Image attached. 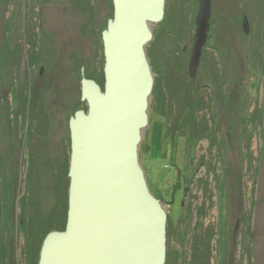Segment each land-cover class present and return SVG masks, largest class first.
<instances>
[{"label":"rangeland","instance_id":"rangeland-1","mask_svg":"<svg viewBox=\"0 0 264 264\" xmlns=\"http://www.w3.org/2000/svg\"><path fill=\"white\" fill-rule=\"evenodd\" d=\"M188 1L192 10L182 15L187 40L198 11V0ZM213 4L195 79L179 40L159 48L173 81L179 73L184 81L196 80L205 108L196 110L178 92L166 98L160 114L153 97L148 131L162 128L156 153L165 152L148 163L150 131L141 161L152 192L167 202L169 245L181 248L178 264H192L196 239L210 233V264H264V0ZM113 15V0H0L2 264H31L29 254L36 264L42 237L66 223L69 120L88 108L81 99L83 70L105 82L102 32ZM175 23L164 16L155 29L171 31Z\"/></svg>","mask_w":264,"mask_h":264},{"label":"water","instance_id":"water-1","mask_svg":"<svg viewBox=\"0 0 264 264\" xmlns=\"http://www.w3.org/2000/svg\"><path fill=\"white\" fill-rule=\"evenodd\" d=\"M113 5V18L102 32L104 87L83 70L81 99L88 108L69 120L66 227L46 235L38 264H166L167 202L152 192L141 161L155 88L148 47L164 19L166 0H113ZM211 15V0H200L192 77ZM243 28L249 33L247 18Z\"/></svg>","mask_w":264,"mask_h":264},{"label":"flooded vegetation","instance_id":"flooded-vegetation-1","mask_svg":"<svg viewBox=\"0 0 264 264\" xmlns=\"http://www.w3.org/2000/svg\"><path fill=\"white\" fill-rule=\"evenodd\" d=\"M182 1L173 0V2L171 3L170 0H166V12H165V17H172V18L176 19V23L174 25V27H176V28H174V27H170V28H172L173 30H177V31L180 30L181 31V32H179L180 36L178 38H176L173 35H171V33L173 32L172 29H171V31L162 30L161 33L159 34V32H157L156 29L154 28V39L148 47L149 60H150V63L152 65L153 71L155 73V88H154L153 97H155V96L158 97V102H161L162 98L164 99V102H163L164 106L162 105V107L164 109L163 114L166 113V111H165L166 98L169 97V95L171 97L175 98L177 96L176 94L178 92H183L184 95H188L187 98H189V101H190L189 105L190 106L194 105L195 107H197L198 109H196V110L200 111L203 108H205V105L202 104V99L197 100V95H200V93L197 91V84L195 83L196 80H193L191 82H187V80L184 81L182 74L178 72L180 76L177 78V80L173 81L172 78L175 77V75L172 74V72L171 73L169 72V69L167 66L168 61L166 58H165V60L162 58L161 51H160L161 43L167 41V45L169 44L171 46H176L177 41L179 40V42L183 45L184 53L188 56L187 64H185V66L186 65L188 66V74L191 78H193V79L196 78V76L198 75V72H199V67H198V70L196 72L195 77H192L190 75V69L189 68H190V61H191V57H192V50H193V47L195 44V32H196V28H197L196 17L199 13V10H200V0H198V3H197L198 11H197V14L195 17V32L193 33V37H191V39H189V40L185 39V34H184L185 32L184 31L186 30L188 25H187V20L182 15L187 14V12L189 10H192L190 7L192 5V1H191V4L189 5L190 1L187 0V3H188L187 6H186V1H184V4L182 3ZM211 2H212V12H213V7H214L213 0H211ZM171 6L174 7V9L170 10V12H169V9L172 8ZM170 13H171V15H170ZM210 19H211V17H210ZM185 40H187V41L185 42ZM171 50H173V49H171ZM172 53H173V51H172ZM165 54H166V50H164V56H165ZM171 60H173L177 64L179 63V60H177V58H174ZM200 64H201V62H200ZM185 66H181L179 71L185 73V70H184ZM175 83L179 85V86L176 85L177 86L176 88H174ZM190 84H191V86H189ZM160 114H162V112ZM166 264H167V262H166Z\"/></svg>","mask_w":264,"mask_h":264},{"label":"trees","instance_id":"trees-1","mask_svg":"<svg viewBox=\"0 0 264 264\" xmlns=\"http://www.w3.org/2000/svg\"><path fill=\"white\" fill-rule=\"evenodd\" d=\"M98 83L102 87H104V80L103 81H98ZM163 102H164V99L162 98V101L159 102L160 107H161L160 111L162 113H164V109L162 107ZM203 129L206 130L205 127ZM69 159H70V151H69ZM190 182H191V179H189L188 183H190ZM187 188L188 187H186V189ZM220 189H221V192H222L221 194L224 197V200H227L226 199L227 197H226L225 186L222 185V187ZM66 222H67V217H66ZM65 226H66V223L63 225V227H59L57 229L58 230H64ZM50 231H52V230H49L45 235H47ZM210 234H208V235L207 234L199 235L198 238L196 239V243H195L196 244L195 245L196 250L194 251V253L192 255V262H191L192 264H210V252H209V247H210V242H211V235ZM172 237H173V235H172ZM44 238H45V236L42 237V239L38 243V247H39V250H38V247H37V250H38V256H37L38 257V261H39V254H40V250H41V246H42ZM169 243H170V240H169ZM180 249L181 248H177V247H173V246L169 245L168 254H167V264H178L176 262V256L180 255V252H181ZM205 249H206V251L204 252L203 250H205ZM28 251H29V248H28ZM25 253H28V252H25ZM35 257L36 256L33 257L34 260L32 261V256H30V254H29V260H30L31 264H34ZM0 258L6 259V254L1 253L0 254ZM3 259L0 260V264H2ZM38 261H37L36 264H38Z\"/></svg>","mask_w":264,"mask_h":264},{"label":"crops","instance_id":"crops-1","mask_svg":"<svg viewBox=\"0 0 264 264\" xmlns=\"http://www.w3.org/2000/svg\"><path fill=\"white\" fill-rule=\"evenodd\" d=\"M161 129L162 128L158 127L157 124H156V130L153 133H152V130H150L151 133H150V131H148V133L146 135V138H147L148 134L150 133V143H148V146H146V149H144V150H146L145 152H148V155L146 156V158L148 160V163L151 162L154 159L158 160V159H160L161 155H162V157L164 155L165 151H162V153H160V155L158 154V152L156 153V151L159 150L160 147H162V134L160 133ZM151 136H152V140H151ZM174 138H175V136H174ZM143 148H144V145L142 146V150H143ZM148 181H149V179H148Z\"/></svg>","mask_w":264,"mask_h":264},{"label":"bare ground","instance_id":"bare-ground-1","mask_svg":"<svg viewBox=\"0 0 264 264\" xmlns=\"http://www.w3.org/2000/svg\"><path fill=\"white\" fill-rule=\"evenodd\" d=\"M211 4H212V2H211ZM160 24V23H159ZM246 33V32H245ZM246 34H249V33H246ZM150 126H151V124H150ZM69 173V172H68ZM66 227V226H65ZM166 262H167V260H166Z\"/></svg>","mask_w":264,"mask_h":264}]
</instances>
